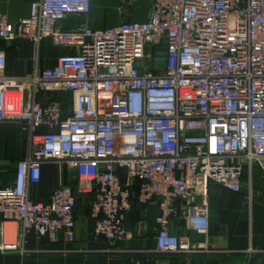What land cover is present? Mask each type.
<instances>
[{
	"label": "built area",
	"instance_id": "2783aa9c",
	"mask_svg": "<svg viewBox=\"0 0 264 264\" xmlns=\"http://www.w3.org/2000/svg\"><path fill=\"white\" fill-rule=\"evenodd\" d=\"M92 5L34 0L17 23L0 13L6 42L51 38L78 48L26 77L6 75L0 50V122H18L29 144L0 186V252L24 254L31 233L62 232L74 241L78 197L93 195L95 235L122 253L117 243L130 237L124 222L135 187L138 204H158L154 252L204 250L190 234L170 230L177 202L186 203L187 229L204 233L212 183L246 190L251 205L253 171L264 175V0H151L144 20L58 28L70 15L90 14ZM50 89L71 93V109L40 101ZM47 162L66 165L75 183L38 201L32 188Z\"/></svg>",
	"mask_w": 264,
	"mask_h": 264
},
{
	"label": "crops",
	"instance_id": "0c3cea01",
	"mask_svg": "<svg viewBox=\"0 0 264 264\" xmlns=\"http://www.w3.org/2000/svg\"><path fill=\"white\" fill-rule=\"evenodd\" d=\"M33 1L0 0V13L17 23L30 14ZM150 5L151 0H133L128 4L121 0H93L90 14L70 15L58 23V28L75 30L90 26L102 29L122 21L144 20ZM0 50L6 52V75L13 77H26L37 70L52 68L61 55L78 52L77 47L58 45L51 38L40 45L0 39ZM154 72H161V69ZM38 98L42 102L61 101L68 109L72 107V95L66 91L43 90ZM28 148V139L20 132L18 122H0V186L12 179L18 161L25 158ZM248 181L245 173L243 182L246 185ZM74 183L73 171L66 165L47 162L43 166L41 183L32 188V198L46 201L55 189ZM137 193L135 187L134 209L124 222L130 237L117 243L124 252H110L114 244L95 235V219L91 215L93 195H80L75 209L74 241H66L62 232L56 237L31 233L25 239L26 252H0V264H264V175L258 168L252 174L251 205L247 204L246 190L236 193L219 184H211L208 229L204 233L187 229L186 203L177 202L180 214L171 220L169 228L177 235L188 233L194 242L206 245L204 250L194 254L154 252L158 204H138ZM16 239L22 241L20 227L16 228Z\"/></svg>",
	"mask_w": 264,
	"mask_h": 264
},
{
	"label": "bare ground",
	"instance_id": "6f19581e",
	"mask_svg": "<svg viewBox=\"0 0 264 264\" xmlns=\"http://www.w3.org/2000/svg\"><path fill=\"white\" fill-rule=\"evenodd\" d=\"M8 227H9V228H13L14 225H13V224H9Z\"/></svg>",
	"mask_w": 264,
	"mask_h": 264
},
{
	"label": "rangeland",
	"instance_id": "374dc122",
	"mask_svg": "<svg viewBox=\"0 0 264 264\" xmlns=\"http://www.w3.org/2000/svg\"><path fill=\"white\" fill-rule=\"evenodd\" d=\"M112 18V17H111Z\"/></svg>",
	"mask_w": 264,
	"mask_h": 264
}]
</instances>
